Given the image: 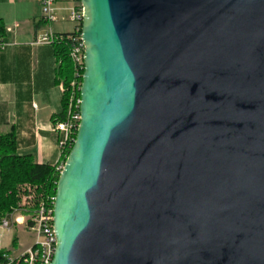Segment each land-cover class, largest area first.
I'll use <instances>...</instances> for the list:
<instances>
[{
	"label": "water",
	"instance_id": "water-1",
	"mask_svg": "<svg viewBox=\"0 0 264 264\" xmlns=\"http://www.w3.org/2000/svg\"><path fill=\"white\" fill-rule=\"evenodd\" d=\"M79 1L51 264H264V0Z\"/></svg>",
	"mask_w": 264,
	"mask_h": 264
},
{
	"label": "crops",
	"instance_id": "crops-1",
	"mask_svg": "<svg viewBox=\"0 0 264 264\" xmlns=\"http://www.w3.org/2000/svg\"><path fill=\"white\" fill-rule=\"evenodd\" d=\"M63 5L57 6L63 9ZM60 19V24H72L65 12H60ZM0 20L6 30L0 42V136L13 133L20 156H31L37 164L59 165L62 137L53 128L63 109L57 83L63 62L56 47L33 45L45 29L39 0H0ZM12 215L0 220V253L19 254L33 244L27 216ZM6 219L10 225L5 228Z\"/></svg>",
	"mask_w": 264,
	"mask_h": 264
},
{
	"label": "built area",
	"instance_id": "built-area-1",
	"mask_svg": "<svg viewBox=\"0 0 264 264\" xmlns=\"http://www.w3.org/2000/svg\"><path fill=\"white\" fill-rule=\"evenodd\" d=\"M41 9V19L44 23V30L38 35L33 45L53 46L58 41H63V34L54 32L51 28L53 23L60 20V12L67 13V18L75 24V29L67 37L70 43V60L74 66V77L70 87L64 82L59 84V88L64 95H68V109L66 119L54 124V131L61 135L60 149L73 147L79 129L80 115V94L84 72V44L81 37L84 9L79 0H39ZM59 3H71L68 8H59ZM2 46V45H1ZM64 164L58 165V170L62 171ZM21 202L19 208L14 212L30 211L25 225L30 234L35 238L34 243L25 251L19 254L9 252L0 253V264H51L56 249V236L53 226L54 201L38 197L35 190L29 186L21 191ZM13 216V215H12ZM18 222V219L15 220ZM10 220L3 221V226L9 227Z\"/></svg>",
	"mask_w": 264,
	"mask_h": 264
},
{
	"label": "trees",
	"instance_id": "trees-1",
	"mask_svg": "<svg viewBox=\"0 0 264 264\" xmlns=\"http://www.w3.org/2000/svg\"><path fill=\"white\" fill-rule=\"evenodd\" d=\"M69 35L63 34L65 39L53 45L59 51L63 62L57 83L64 82L67 87H70L75 79L74 66L69 56L70 43L67 40ZM5 36V26L0 20V42ZM82 73L84 72L82 71ZM67 109L68 95L66 94L63 96L62 112L55 123L66 119ZM71 149L72 147L61 150L63 164H65ZM60 174L58 165L37 164L31 156L18 155L17 142L13 133L0 136V220L9 218L19 208L21 191L27 186L33 188L38 197L55 198ZM22 213L25 216L31 214L30 211H22Z\"/></svg>",
	"mask_w": 264,
	"mask_h": 264
},
{
	"label": "rangeland",
	"instance_id": "rangeland-1",
	"mask_svg": "<svg viewBox=\"0 0 264 264\" xmlns=\"http://www.w3.org/2000/svg\"><path fill=\"white\" fill-rule=\"evenodd\" d=\"M60 4H63V3H59L58 5H60ZM65 5H63V6H66L65 8H68V7H70L71 6V3H64ZM61 20V19H60ZM60 20L57 22V23H53L52 25H51V28H52V30L55 32V30H54V27H55V29L57 30V31H60V32H64V33H70L71 31H72V29H73V26H75V24L74 23H72V24H70V23H64V24H60L61 22H60ZM33 241V243H34V241H35V238L33 237V235H31V237H30V239H29V242H32Z\"/></svg>",
	"mask_w": 264,
	"mask_h": 264
}]
</instances>
